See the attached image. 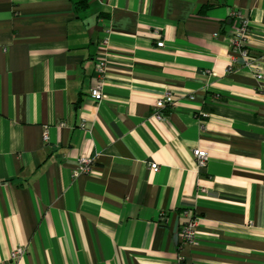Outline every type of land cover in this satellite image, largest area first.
Instances as JSON below:
<instances>
[{
    "label": "crops",
    "instance_id": "crops-1",
    "mask_svg": "<svg viewBox=\"0 0 264 264\" xmlns=\"http://www.w3.org/2000/svg\"><path fill=\"white\" fill-rule=\"evenodd\" d=\"M75 1L0 0V264H264V0Z\"/></svg>",
    "mask_w": 264,
    "mask_h": 264
},
{
    "label": "built area",
    "instance_id": "built-area-1",
    "mask_svg": "<svg viewBox=\"0 0 264 264\" xmlns=\"http://www.w3.org/2000/svg\"><path fill=\"white\" fill-rule=\"evenodd\" d=\"M249 28V21L243 17H239L238 19V25L235 30V35L233 39L234 46H240V44L243 41L244 36L247 33V30ZM110 32V30H109ZM106 41L103 42V45H105ZM156 45L158 47L163 46V41L158 40ZM242 61L244 64H247L251 67L255 77L259 80H263V74H264V60L253 57L247 54L246 51L242 52ZM106 59L104 56V53L102 56L98 57L95 59L94 62V73L96 77V84L91 88L90 90V95L92 99L95 102H100L103 100V94L101 91V85H102V80L103 76L105 74L106 70ZM166 101H171V97H166L164 96L163 98H160L156 102V107L161 108L165 105ZM159 116V115H157ZM43 138L46 140L47 139V132H44ZM192 155L196 161L197 167L201 168L205 166L206 161H207V153L205 150L199 149V148H194L192 150ZM91 158H86V157H81L77 160L76 167L73 169L72 176L76 177L77 175L81 173H89L91 170ZM149 168L153 171L156 172L158 170V165L156 163H151L149 165ZM182 216H183V222L180 228V237L181 240L184 243H192L195 240V227L197 225L198 219L196 216H194L193 211L189 208L184 209L182 211ZM26 249L18 246L14 248L9 255V260L8 264H15L16 261L25 253ZM181 261V258H177L174 262L171 264H179Z\"/></svg>",
    "mask_w": 264,
    "mask_h": 264
},
{
    "label": "trees",
    "instance_id": "trees-1",
    "mask_svg": "<svg viewBox=\"0 0 264 264\" xmlns=\"http://www.w3.org/2000/svg\"><path fill=\"white\" fill-rule=\"evenodd\" d=\"M89 0H76L75 1V9L77 11L84 10L88 5Z\"/></svg>",
    "mask_w": 264,
    "mask_h": 264
}]
</instances>
